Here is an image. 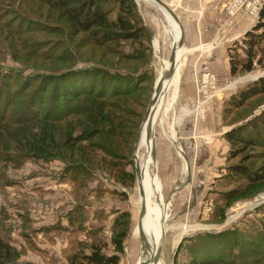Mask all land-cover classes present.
Segmentation results:
<instances>
[{"label": "rangeland", "instance_id": "obj_1", "mask_svg": "<svg viewBox=\"0 0 264 264\" xmlns=\"http://www.w3.org/2000/svg\"><path fill=\"white\" fill-rule=\"evenodd\" d=\"M164 1L183 27V47L177 54H184L179 76L162 90V100L154 111L155 161L151 158L152 132L136 151L149 203L161 207L167 225L157 264H198L205 260L264 264V148L258 143L263 138L257 137H264V94L240 106L233 101L264 68L231 75L228 56L229 47L243 37L235 39L238 24L248 21L253 26L257 20L236 14L239 0ZM133 3L146 30L142 46L129 41L104 45L101 40L109 28L75 34L42 0H15L21 21L3 7L9 11L3 22L28 23L31 32L19 35L0 29V73L28 77L83 70L86 80L82 87L93 82L108 91L135 86L125 95L109 98V107L99 104L98 99L79 98L82 108L92 104L85 105L89 119L69 116L48 129L65 153L78 151L82 142L70 141L76 131H82L96 147L94 154L85 150L75 155L78 158L66 157L72 164L85 159L91 166L88 174L80 171V184L62 176L65 165L59 160L31 159L17 167L4 166L0 161V234L16 250L14 259L19 264H80V256L88 254L93 244L100 245L103 254L117 253L118 264H138L143 254L134 145L157 77L168 61L175 30L168 14L154 1ZM109 19L114 20L115 15ZM180 31L178 26L176 42ZM15 40L19 44H13ZM183 110L193 111L182 117ZM237 127H242V136L252 138L256 146L236 143L231 147L225 134ZM0 128L9 132L3 140L20 143L28 152L38 154L35 158L43 155L44 150H36L34 143L27 147L32 136L39 133L32 124ZM111 135L113 143L109 141ZM34 142L47 146L37 138ZM235 166L245 167L253 173L251 178L263 177L248 183L243 175L230 171ZM120 168L131 175V180H121ZM159 192L162 201H155ZM123 212L128 216L127 220L122 217L125 222L121 225L116 221ZM142 223L151 240L156 221H149L148 228L144 219ZM122 229L127 230L122 251L115 252L112 241L115 232Z\"/></svg>", "mask_w": 264, "mask_h": 264}, {"label": "trees", "instance_id": "obj_2", "mask_svg": "<svg viewBox=\"0 0 264 264\" xmlns=\"http://www.w3.org/2000/svg\"><path fill=\"white\" fill-rule=\"evenodd\" d=\"M42 1L50 9L58 12L64 22H67L68 27H70L75 34H77V32H93L94 29L109 28L108 30L110 31H107L101 40V43L104 45L115 42L119 44V42L122 41H129L137 44V46H142L145 40L146 30L138 19L136 6L133 0ZM106 3H108V8H105ZM3 7L9 8L13 11V14L19 16V19L21 18V12L15 6V0H0V29L7 28L12 34L19 35L31 32L28 23L26 25H21L20 23L14 25L12 23L9 24V22H3V19L8 14L7 12H9L4 10ZM109 15H115V19L110 20ZM21 20L23 19H20V21ZM39 28L47 30L46 27ZM54 32L56 33L57 31ZM56 34H59V32ZM13 44H19V40H15ZM228 56L229 73L231 75L250 72L256 68H264V3L262 4L259 18L256 23L243 34L240 40L235 41L233 46L229 47ZM67 72H65L66 74L62 73L54 76L37 73L28 77H23L22 74H14L11 76L6 73H0V125L5 126L9 124L18 126V128H23L26 124H32V127L38 130L39 133L38 135L32 136L30 140L31 144H27V147L32 148L34 143L36 150H44L41 157L35 158V155L38 154L28 152L25 146L19 145L20 143L10 139L3 140L9 132H5V129L0 128V149L3 150V152H0V161L4 166L8 164L17 167L31 159L40 161L59 160L65 165L62 176H70L71 181L75 184L81 183V181H79L80 171L88 174L87 170H91V166L86 165L88 162H86L85 159L76 161L72 164V162L66 158H71V156L78 158V156L75 155L83 154L85 150L94 154V151L97 149L90 144L89 137L84 136L82 131L72 133L70 136L71 143H82L79 145L78 151L65 153V151L63 152V150H61L62 146L59 145L57 136L53 134L52 130L48 129H54L57 123L66 120L69 116H81L89 119L88 115L90 114L85 105H90V107H92V104H83L84 108H82L78 101L79 98L88 97L98 99L101 102L99 104L109 107L110 105H107L109 98L116 95H125L133 91L135 86L128 85L108 91L104 86L97 88L93 82L90 87H82L83 81L86 80L85 71L78 70ZM56 80H59V83H57ZM63 84H66L65 87ZM73 88L74 90H72ZM60 89L61 92H59ZM261 94H264V75L250 82L245 89H241L235 97L236 100L233 99V101H235L236 106H240L248 99ZM98 106L99 105L95 107L97 110H99ZM107 117L110 116L107 115ZM93 121H96V119H93L92 122ZM251 129H253V127H251ZM242 130V127H237L234 130L226 132L225 137L230 146L233 147L236 143H240L247 147L256 146L252 138L242 136ZM233 132H236L235 135ZM257 137L263 138L259 140L258 143L264 148V137L260 135H257ZM36 138L43 144H47V146L35 143L34 141ZM109 138H111L109 141L113 143V135ZM80 157L81 156H79V159ZM229 169L233 173L243 175L248 180V183L260 181L261 177H263V175H261L257 178H251V174L253 173L241 166L230 167ZM119 170L121 180H123L124 177L131 180V175L124 173L121 168ZM228 196L231 197L232 194H228ZM127 216L128 213L123 212L120 216L121 218H118L116 223L121 221V225H123V222H125L124 220H127ZM70 222H74L73 218H70ZM126 231V229H122L115 232L116 234L112 241L113 250L115 252L122 251V242L126 236ZM90 249L91 251L88 254L80 256V264L119 263L120 259L117 253L103 254V248L98 244L91 245ZM15 257L16 250L11 246L10 242L0 234V264H19L15 261ZM217 260L219 262L221 261V259ZM187 264L195 263L193 261ZM198 264L215 263L210 260H205Z\"/></svg>", "mask_w": 264, "mask_h": 264}, {"label": "water", "instance_id": "obj_3", "mask_svg": "<svg viewBox=\"0 0 264 264\" xmlns=\"http://www.w3.org/2000/svg\"><path fill=\"white\" fill-rule=\"evenodd\" d=\"M155 3H157L158 5H160L161 7H163L169 14H171V16L179 23V26L181 28V34L179 36V39L177 41V43L173 44L172 47H171V50H170V54H169V68L168 70L166 71L165 73V76L166 78L168 77H171L173 74H174V68H175V64H176V50L178 49V47H181L183 45V42H184V32H183V27L179 21V17L177 16V14L173 11V9L168 5L167 2H165L164 0H153ZM150 37L153 39V36L152 34H150ZM264 75V72L257 75L256 77L253 78V80L261 77ZM163 80L164 78H159L156 83H155V86H154V92H153V96L151 98V101L147 107V110L145 112V115H144V118H143V121H145L146 119L150 118V114H151V106L153 105V100L155 101L156 98L158 97V95L162 92L163 90ZM154 112V111H153ZM152 121L150 120L149 122V125H148V128H149V133L151 132L152 130V137H151V152H152V155H151V158H152V161L154 162L155 161V142L153 140V128H152ZM139 138H140V130L138 132V135L136 137V140H135V145H134V153H133V156H134V162H135V173H136V178H137V181L140 180V185H141V193L143 194L144 196V201L140 207V211H139V238H140V241H141V244L146 248V249H149V247H151L152 245V242L151 240L147 237V233L145 232L144 230V225L142 223V219L144 218L145 214H146V204H145V193H144V189H143V185H142V171H141V168H140V165H139V162L137 161V156H136V151H137V146H138V143H139ZM139 185V186H140ZM139 192H140V188H139ZM162 236H164V233L161 234V238ZM155 246V245H154ZM156 247V250H155V254L153 256V262H157L160 258V253H161V250H160V247L158 246H155ZM151 249V248H150Z\"/></svg>", "mask_w": 264, "mask_h": 264}, {"label": "bare ground", "instance_id": "obj_4", "mask_svg": "<svg viewBox=\"0 0 264 264\" xmlns=\"http://www.w3.org/2000/svg\"><path fill=\"white\" fill-rule=\"evenodd\" d=\"M153 1V0H152ZM160 6V5H159ZM161 7V6H160ZM169 16V18L171 19V21L173 22L174 24V40H173V43L172 45L175 43H177L175 41V36H176V33H177V30H178V26H179V23L171 16V14H169L163 7H161ZM180 28V26H179ZM181 29V28H180ZM180 34H181V31H180ZM172 47V46H171ZM183 47V45L181 47H178V49L176 50V64H175V68H174V74L171 76V77H168L166 78L165 76V73L166 71L168 70L169 68V60L167 61V63L164 65L161 73H159L158 77H157V80L159 78H164L163 80V89L168 85L170 84V81L176 77L177 73H178V68H179V59H178V56H177V51L180 50L181 48ZM156 80V81H157ZM162 93V92H161ZM161 93L158 95V97L156 98V100L154 101L153 100V105L151 106V114L149 115L150 118L146 119L145 121H143L142 125H141V128H140V138H139V143H140V140H141V136H142V132H143V129L145 128V132H144V136L147 135L148 133V125H149V122L150 120L152 121L151 123H153L154 121V112L155 111V107L157 105V102L161 99L160 95ZM145 122H146V127H145ZM139 143H138V146L139 147ZM152 154V152H151ZM137 184L138 186L140 185V180L137 181ZM142 185H143V178H142ZM140 188V197H141V202L143 203L144 201V196L143 194L141 193V185L139 186ZM143 189H144V193H145V206H146V214L144 216V220H145V227L148 228V222L151 221V220H155L156 221V229L153 233V236H151V242H152V245L151 247H149V249H146L142 244V247H143V254L141 253V258L139 259V262L138 264H157V262H153V256L155 254V250H156V247L155 246H160L162 244V240H163V236L161 238V234H163L165 231H167V225L164 224L163 222V215L160 211V209L158 207H156L155 205L149 203L148 201V193L146 192L147 190L144 188L143 186ZM142 219V221H143ZM138 228H139V216H138ZM155 245V246H154ZM151 248V249H150ZM160 259V258H159Z\"/></svg>", "mask_w": 264, "mask_h": 264}, {"label": "crops", "instance_id": "obj_5", "mask_svg": "<svg viewBox=\"0 0 264 264\" xmlns=\"http://www.w3.org/2000/svg\"><path fill=\"white\" fill-rule=\"evenodd\" d=\"M168 5H169V3H168ZM170 6V5H169ZM171 7V6H170ZM173 9V8H172ZM248 21H245V22H240L239 24H238V26L236 27V31H235V34H236V36H235V39L237 38V37H240L241 35H243L247 30H249L251 27H252V24H249V23H247ZM183 54H184V51H179L178 52V54H177V56H178V59H179V63H180V59H181V57L183 56ZM179 69H180V64H179V68H178V73H179ZM226 69H227V67H226ZM177 73V75H176V77H178L179 76V74ZM171 83V82H170ZM169 85V84H168ZM178 86H179V84L173 89V94H174V96H176L177 95V92H178ZM161 100H162V96H161V99L157 102V103H160L161 102ZM176 99H174V100H170L171 101V103H168L169 104V106H170V104H173L174 103V101H175ZM156 106H159V105H156ZM156 108V107H155ZM193 110H191V111H185V110H183V112H182V117H183V115H187V114H189L190 112H192ZM164 114H166V113H164ZM163 122V119H160V121H159V123H162ZM153 126H154V121H153V123H152V128H153ZM145 127H146V122H145ZM173 131H174V129H173ZM144 132H145V128L143 129V134H142V138H141V140H140V143H139V147H138V149L139 148H141V146H143V143H144V145L146 144V142H147V139L149 138V131H148V133H147V135H145L144 136ZM152 132V131H151ZM160 192L157 194V196H154V200L155 201H162V198H161V196H160ZM149 201V200H148ZM150 201H151V199H150ZM152 204V203H151ZM153 205H156V204H153ZM158 207H159V205H157ZM160 208V210H161V207H159Z\"/></svg>", "mask_w": 264, "mask_h": 264}, {"label": "built area", "instance_id": "obj_6", "mask_svg": "<svg viewBox=\"0 0 264 264\" xmlns=\"http://www.w3.org/2000/svg\"><path fill=\"white\" fill-rule=\"evenodd\" d=\"M240 4L238 5V7L235 9L236 14L238 13H242V14H247L249 17H251L254 20H258L259 18V12L260 9L262 7V4L264 3V0H251L252 1V7L249 6L250 4V0H239ZM231 6V2L226 6L228 12ZM235 10H230L232 13Z\"/></svg>", "mask_w": 264, "mask_h": 264}]
</instances>
